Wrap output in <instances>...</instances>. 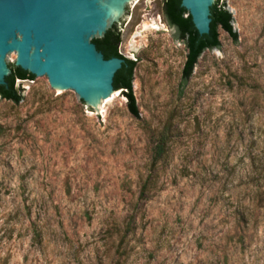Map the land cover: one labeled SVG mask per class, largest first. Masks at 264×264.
<instances>
[{
	"label": "rangeland",
	"instance_id": "374dc122",
	"mask_svg": "<svg viewBox=\"0 0 264 264\" xmlns=\"http://www.w3.org/2000/svg\"><path fill=\"white\" fill-rule=\"evenodd\" d=\"M219 3L237 39L218 29L185 84L162 0L128 12L137 118L39 77L0 98V264H264V0Z\"/></svg>",
	"mask_w": 264,
	"mask_h": 264
},
{
	"label": "water",
	"instance_id": "95a60500",
	"mask_svg": "<svg viewBox=\"0 0 264 264\" xmlns=\"http://www.w3.org/2000/svg\"><path fill=\"white\" fill-rule=\"evenodd\" d=\"M138 0H0V87L21 72L48 81L65 97L75 92L102 119L117 99L123 60L104 59L105 45ZM217 0H181L199 36L210 38Z\"/></svg>",
	"mask_w": 264,
	"mask_h": 264
},
{
	"label": "trees",
	"instance_id": "16d2710c",
	"mask_svg": "<svg viewBox=\"0 0 264 264\" xmlns=\"http://www.w3.org/2000/svg\"><path fill=\"white\" fill-rule=\"evenodd\" d=\"M218 3L212 12L210 38L206 35L199 36L192 25L188 13L180 6L181 0H162V18L169 27H174L177 31V39L181 41L186 50L185 62L182 69V83L185 84L192 75L193 68L200 55L209 49L219 48L218 29L226 32L234 41L237 39L236 33L232 28V15L225 4ZM121 41L120 28H116L105 45L95 43L94 45L102 53L104 59L113 57L123 60L122 70L115 82V90L120 91L126 98V105L130 114L137 118L139 111L133 94V75L136 62L124 58L118 52ZM12 78L6 82L5 86L0 87V98L18 104L23 100L22 90L16 87V81H34L35 76L21 72L19 67L9 63ZM167 128L163 129L158 137L154 148V164L164 154V147L168 139ZM145 191V186L141 189V194Z\"/></svg>",
	"mask_w": 264,
	"mask_h": 264
},
{
	"label": "bare ground",
	"instance_id": "6f19581e",
	"mask_svg": "<svg viewBox=\"0 0 264 264\" xmlns=\"http://www.w3.org/2000/svg\"><path fill=\"white\" fill-rule=\"evenodd\" d=\"M116 96H117V93H116Z\"/></svg>",
	"mask_w": 264,
	"mask_h": 264
}]
</instances>
